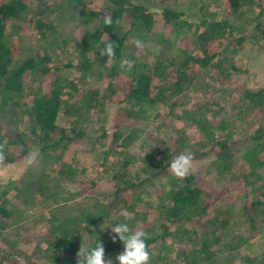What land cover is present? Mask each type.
<instances>
[{
	"label": "trees",
	"instance_id": "16d2710c",
	"mask_svg": "<svg viewBox=\"0 0 264 264\" xmlns=\"http://www.w3.org/2000/svg\"><path fill=\"white\" fill-rule=\"evenodd\" d=\"M32 1L34 3L29 7L26 0H0V145L4 146L0 166L19 161L35 151L33 162L26 165L24 173L17 180L8 181L0 191V239L20 234L18 230L9 228V224L25 220L28 215L23 216V212H28L37 199L48 195L53 174L61 178L72 177L78 171V160L66 152L70 141L87 136L98 142L111 129L117 132L115 141L125 143L133 131L147 129V111L151 105L166 102L186 90L202 95L201 106L194 117L196 114L200 118L206 117L204 125L208 126V133L212 136L192 140L196 143L193 145L196 147L194 156L200 152L210 154L214 175L219 179L229 178L231 185L214 192L209 180H202L198 171H191L186 178H176L170 181V187L161 188L160 183L169 182L172 177L169 165L180 154L178 151L189 136L181 133L183 124H177L180 138L176 142L180 147L176 149L156 134L162 125L169 123L164 119L154 120L152 128L158 146L154 159L136 160L126 156L125 150L120 158V169L113 172L115 183L111 187L93 191V198L88 200L69 204L57 202L49 208L43 225L46 235L51 236L43 248V256L37 253L38 241L29 248L13 238L10 246L0 249V264L8 252L14 264H77L76 254L82 241L86 248L94 247L100 241L105 254L117 256L123 251V244L118 238L115 242L112 240L115 234L111 227L116 223H127L133 231L146 232L148 250L151 256L155 255L152 259L157 263L165 264L162 260L164 252L172 250L170 245L179 242L191 230L193 236H189V241L194 244L189 252L183 246L177 248L181 255L179 261L182 259L184 264H227L231 253L243 240L242 231L234 229L244 225L240 220L242 216L247 218L245 227L248 229H255L264 221V87L252 89L244 80L232 82L229 78L230 71L240 70L234 62V55L243 43L249 42L256 47L261 45L258 38L264 37V28L259 20L264 12L262 0H222L223 17H217L207 9L208 4L204 0L197 5L186 3L179 7L168 4L159 8L154 0H104L105 4L100 9L87 8L85 0H65L74 2L80 9V20L76 24L82 29L80 36L74 35L79 28L66 34L45 19L49 2ZM255 7L256 22L253 26L241 28L228 17L252 12ZM157 13H160L167 33L152 48V54L148 55L147 51L143 54L145 59L142 63L138 65L134 61L135 67L130 74L119 78L117 66L121 60L135 58L128 54L133 48V40L129 39L136 36L143 42L148 38ZM25 15L34 26L37 38H29L26 49L21 48L19 42L12 41L13 32L7 29ZM107 15L112 16L111 26L103 23ZM124 23L127 26L124 27ZM89 24L91 27H85ZM107 38L117 44L114 59L99 55L98 51L104 47L103 42ZM52 42L72 47L77 61L62 65L84 72L77 82L64 86L60 76L46 77L60 67L50 63L46 47ZM89 50L93 52L91 58ZM209 68L215 73H211ZM104 76L115 81L111 83L113 89L118 88V101L127 114V120L118 117L112 124L99 128L88 123L89 129H86L79 121H88L89 110L104 99L90 78L98 82ZM28 78L30 88H27ZM36 82L38 86L34 87ZM113 89L110 88L111 96L114 95ZM233 92H236V98ZM76 94L79 98L75 99V108L71 111L66 103ZM172 104H176V100L169 102L170 106ZM61 110L72 116L69 128L57 123ZM178 117L176 114L175 120ZM16 120L24 121V130L13 127L12 122ZM197 125H200V119ZM99 131L101 133L95 136ZM239 149L243 150L240 157L245 167L236 172L233 170V157ZM230 173L232 175L228 177ZM235 184V194L244 195L241 207L239 203L231 202L223 205L220 196ZM151 188L157 191V204H151L145 198ZM7 191L14 196L15 205H10L2 197ZM151 213H155L158 220L159 232L155 235L148 230ZM90 229L97 235L84 241L83 233ZM201 231L204 233L200 234ZM167 237L174 241L169 244ZM155 246L160 247L156 254L151 250ZM3 250L7 253L3 254ZM17 256L22 258V262L17 260ZM167 257L168 264L177 261L170 254ZM245 263L264 264V249L248 257ZM114 264L118 262L115 260Z\"/></svg>",
	"mask_w": 264,
	"mask_h": 264
},
{
	"label": "rangeland",
	"instance_id": "374dc122",
	"mask_svg": "<svg viewBox=\"0 0 264 264\" xmlns=\"http://www.w3.org/2000/svg\"><path fill=\"white\" fill-rule=\"evenodd\" d=\"M28 3V6L31 7L32 3H34L32 0H26ZM49 2L50 6L48 10L45 12V19L49 20L52 24L57 26L58 28L65 31L66 34H68L70 31H73L76 28H79L77 31L75 30L74 35H81V27L76 26V24L80 20V9L76 4L70 3L65 0H46ZM156 2V6H163V5H177L179 7L185 6V4H198L200 0H154ZM207 2V9L212 10L217 17H223L225 16L223 6H222V0H204ZM86 7L91 9H100L103 7L104 0H85ZM262 4H264V0H262ZM155 6V8H157ZM157 8V9H158ZM256 12L257 7H255V10L248 13H239L237 15H230L228 16L230 20L234 24H238L241 28H246V25L253 26L256 22ZM26 16V15H25ZM21 20V21H14L11 23L7 29H10L12 34V41L14 43H18L22 46L21 48H25L28 46L29 38L31 39H37L35 36V30L34 26H32L31 22L27 21V16ZM261 27L264 28V12L261 13L259 17ZM127 26L126 23H124V27ZM87 28L91 27V25L85 26ZM259 28V29H262ZM258 32V30H257ZM256 32V33H257ZM77 33V34H76ZM167 33V27L163 26V22L161 19L160 13H157L155 15V24L153 30L148 34V38H146L143 41V47L146 49L137 48L134 46V40L140 39L139 37L134 36L133 38H130L129 40L132 41L133 48L128 51V54H132V56H135L132 61H135L137 64L142 63V61L145 59L144 55L148 51V55L152 54L154 51L152 48L161 41V38ZM191 34V33H190ZM192 35H187V37H190ZM186 37V36H185ZM141 40V39H140ZM261 42V45L259 47L250 45L249 42L243 43V46L238 49L235 52L234 55V62L240 67L239 71H230L229 78L232 82H239L240 80H244L247 82L248 85L251 86L252 89H256L258 87L263 86L264 87V37L260 36L258 38V42ZM187 43L186 41H184ZM263 42V43H262ZM31 44V43H30ZM61 42H52L50 43L46 49L50 54V63L51 64H59L60 67L57 68V70L49 72L46 77L47 78H53L56 75L61 77L62 84L64 86H69L73 81L77 82L78 78L84 74L83 71L76 70L73 66H64L62 63L65 62H71L75 63L77 61V56L73 53V50L71 46L66 47L61 46ZM212 48H215V45L212 43ZM88 55L91 58L93 56V52L91 50L88 51ZM128 55H126L127 57ZM130 60V59H129ZM138 64V65H139ZM118 72H119V78L125 77L130 74L129 71L125 69L120 68V64L117 66ZM211 73H215V71L211 70L209 68ZM213 75V74H212ZM117 77V78H118ZM116 78V79H117ZM30 78L27 79V82H29ZM90 81L94 82V86H96L102 96L104 97L103 101L100 102L98 105H95L92 109L89 111V118L88 121L80 122L82 126H85L86 129H89V126H87L88 123L93 124V126H97L98 128L100 126H108L112 124L116 118L121 117L124 120H127L125 116L127 114L123 109H121V104L118 101V88H114L112 86L111 82H115L108 76H104L101 80L95 81L94 79L90 78ZM118 81H116L117 83ZM33 83V82H31ZM30 82L27 84V88H30L29 85ZM34 87L38 86V83H34ZM110 88L113 89L114 95H110ZM233 97L236 98V92H233ZM19 98V96H18ZM79 98L78 94L72 95L67 103L66 106L72 111L75 108V99L77 100ZM202 95L197 94L196 91L193 90H186L181 94H175L172 97H170L166 102H158L154 105H151L147 111L148 115V126L147 129L141 130V131H133L130 135V138H128L125 143H120L118 140L115 141L117 132L112 131L111 129L105 133L106 136H103L100 138L98 142L93 141L90 137L84 136V138L75 139L73 141H70L68 144V150L67 153L73 154L76 159L78 160L76 162L77 172L72 177H62L53 174L49 181V190L48 195L44 198L37 199V201L30 206V208L27 210L28 212L24 213V215H28V217L25 220H18L16 223L9 224V228H14V230H18L20 233L19 235H13V238L17 239V243L26 244L27 246H30L33 244V242H37V253L43 256V248L48 243V240H50L49 234L46 235L45 226L43 225L46 220L47 214L49 208L54 206L57 202H63V204H69L74 203L76 201H83L88 200L90 198H93V191L101 190L105 187H110L115 183L113 179V172L114 170L120 169V158L123 157L124 151L126 156L130 155V158L133 159H139V160H147V159H154V152L157 149V139L154 138V129L152 128L154 124V120H161L164 119L165 122H168L169 125L161 126V129H159V132L156 131V134L160 136L162 139H164V142H168L170 144H173V147L176 149L179 144H177L176 139L180 138V131L183 134H187V139L185 142H183L182 148L178 151L179 153L190 151L193 155V165L191 171H198L199 175L201 174L202 180H209L211 183V186L213 187V191L216 192L222 186H230L231 183L229 181V178L219 179L218 176L214 175L215 172L213 171V166L210 163V154H205L203 152L197 153L195 156V151L193 147L194 144L192 140L196 138H203L204 136H207L209 138H212L211 135H209L208 126L204 125L206 124V117L202 116L200 118V115L194 114L198 111V109L201 106L202 103ZM216 99H219L217 97H214ZM176 100V104L169 105V102L172 100ZM170 100V101H169ZM169 101V102H168ZM19 104V102H17ZM123 104V103H122ZM124 104H126L124 102ZM135 111V110H134ZM124 112V114H123ZM178 114V119L175 120V115ZM155 116V119L153 117ZM190 116V117H189ZM72 117V116H71ZM69 114L67 115L64 111H60L57 116V123H59L62 126H66L65 128H69V121L70 118ZM143 117V116H141ZM194 117L192 120L191 118ZM197 117V118H196ZM200 119V125H197V120ZM128 121H130L128 119ZM140 121V120H139ZM134 123L138 124L136 121H133ZM144 122V121H140ZM180 122L183 124L184 128H180V131L176 127L177 124H180ZM13 127L17 129L24 130L25 123L23 120H16L12 122ZM101 132H97L95 134L98 135ZM124 137L126 136L125 133H123ZM220 132H218V135ZM221 134H224L223 132ZM122 135V134H119ZM225 137V135H223ZM94 138V136H93ZM213 140V139H212ZM140 143V151L136 150L137 142ZM159 141V140H158ZM178 141V140H177ZM199 145H197L198 147ZM11 147V145L9 146ZM180 147V146H179ZM201 148V147H199ZM15 149L10 150L9 152H13ZM149 151V152H148ZM148 152V153H146ZM243 150L239 149L238 152L234 154V166L233 170L236 172L242 171L245 167V162L243 159H241L240 155H242ZM35 151H31L28 155L20 159L19 161H16L14 163H9L4 166H0V191L5 187V185L8 183V181L12 182L14 180H17L21 174L24 173V168L27 164L33 162V156ZM146 153V154H145ZM70 154V155H71ZM232 173H230L229 176H231ZM170 181H173L176 179L171 172H170ZM10 180H9V179ZM94 180V184H91V181ZM161 182L160 187L161 188H167L170 187L171 182ZM236 187V184L233 185L229 192H225L220 196V202L223 203V205H226L227 202L231 203H239V206L241 207V203L243 202L244 195L240 196L235 194L236 192L233 190ZM142 192V191H141ZM1 193V192H0ZM157 191L154 188H151L145 198L149 200L151 204H157V198H156ZM2 197L5 198L6 202L10 205H15L14 202V196L10 193V191H7L6 194H4ZM16 203L18 202L17 199H15ZM139 202L140 199H138ZM263 207V206H262ZM257 216V215H256ZM239 217V215H238ZM17 218V217H16ZM246 217L242 216L243 220L241 223L244 225L241 226H235L234 229L241 230L243 235L242 243L237 247V249L231 253L232 256L227 261L229 264H246V259L248 257H251L254 254H257L259 252H262L264 249V221H262V225L259 227H256L255 229H248V227H245L247 225ZM257 219V217L255 218ZM150 226H149V232L153 235L157 234L159 232V226H158V220L155 219V213L150 214ZM193 228L196 229V225H192ZM190 230V229H189ZM188 230V231H189ZM191 231V230H190ZM187 232L182 237V239L179 242L173 243L170 246L172 247V250H167L164 252L162 256V260L165 262V264H168V255L174 257L177 259V261L174 264H184L183 260L179 261L181 258V255L179 254L177 248L179 246H183L185 248V251H190L191 245L194 244L190 240L189 236H193L191 232ZM204 232H200V234H203ZM45 234V235H44ZM97 235V232L95 230H88L83 233L82 239L84 241H88L89 239L94 238ZM188 236V238H187ZM12 236L7 235V237L3 240L0 239V249L2 247H8L11 244ZM168 243L170 244L171 241H174L173 239L167 237L166 239ZM233 242L231 238V243ZM81 244H84L82 241ZM26 246V247H27ZM160 247L155 246L151 250L153 252L158 253ZM172 251V252H171ZM7 253V250H3V254ZM152 255L150 264H160V261L157 263V260L154 261V258ZM115 257L116 255L113 254H105V259H112L113 264L115 263ZM17 260L22 262V258L17 256ZM227 263V264H228ZM1 264H14V260L12 258V255L9 254L5 257L4 261ZM187 264V263H185ZM205 264V263H202Z\"/></svg>",
	"mask_w": 264,
	"mask_h": 264
},
{
	"label": "clouds",
	"instance_id": "9594fccd",
	"mask_svg": "<svg viewBox=\"0 0 264 264\" xmlns=\"http://www.w3.org/2000/svg\"><path fill=\"white\" fill-rule=\"evenodd\" d=\"M103 23L105 26H111L113 23L112 16H105L103 18ZM103 43L104 47L99 49V55L101 57L106 56L107 59H114L117 44L109 38H107ZM134 46L142 48L143 42L137 38L134 40ZM134 67L135 62L127 58L122 59L120 62V68L129 72L132 71ZM140 143L141 142L139 141L137 142V151H140ZM3 158L4 146L0 145V161H2ZM192 165L193 155L190 151L186 150L172 159L169 165V171L174 177L184 179L190 174ZM111 232L115 234L112 236L113 242H115L118 238L123 244V251L115 257L118 264H150L151 253L149 252L148 245L146 243L148 238L146 232L143 230L133 231L127 223H116L115 226L111 227ZM76 255L77 264H113L112 259H105V249L100 241H98V243L91 248H86L81 244Z\"/></svg>",
	"mask_w": 264,
	"mask_h": 264
}]
</instances>
